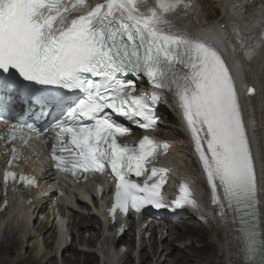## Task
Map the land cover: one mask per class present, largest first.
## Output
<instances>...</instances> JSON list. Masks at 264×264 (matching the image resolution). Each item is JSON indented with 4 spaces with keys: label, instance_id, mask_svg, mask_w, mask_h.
Segmentation results:
<instances>
[{
    "label": "snow or ice",
    "instance_id": "snow-or-ice-1",
    "mask_svg": "<svg viewBox=\"0 0 264 264\" xmlns=\"http://www.w3.org/2000/svg\"><path fill=\"white\" fill-rule=\"evenodd\" d=\"M146 7V0H0V108L10 102L7 94L21 78L33 88L67 90L60 97L33 99L41 108L55 105L57 111L55 167L73 176L110 168L116 180L110 211L127 215L146 206L168 207L161 193L166 169L154 165L158 145L149 136L139 142V150L119 142L130 128L114 116L140 129L154 128L153 106L164 92L174 93L211 204L226 227L228 213L239 215L248 264L264 246V184L258 182L232 70L207 40L165 27L166 14L189 8L186 0H157ZM257 11L244 27L248 33L259 27L264 34V0ZM241 40L250 59L264 48V39L253 41L251 34ZM127 75L133 79L120 78ZM140 76L159 91L135 94ZM77 91L83 96L71 100ZM3 178L5 185L36 183L10 169ZM179 192L176 209L198 208L187 185L181 184Z\"/></svg>",
    "mask_w": 264,
    "mask_h": 264
},
{
    "label": "bare ground",
    "instance_id": "bare-ground-1",
    "mask_svg": "<svg viewBox=\"0 0 264 264\" xmlns=\"http://www.w3.org/2000/svg\"><path fill=\"white\" fill-rule=\"evenodd\" d=\"M201 7L200 10L202 12V16L208 19L215 18L214 24L225 23L226 26L231 30L229 32L228 40H234L237 45L242 43L241 37L245 40L249 34L252 35L253 41L259 42L261 39H264V34H262L259 30V27L253 33H248L247 29L244 27V22L248 20V18L252 15L254 11L257 9H249L247 11H236V16L238 19H235V16H231L228 13L227 7L225 6V0H215L214 2L207 0H199ZM213 4L221 10V15L219 17H214V15L210 12ZM222 14L227 17V19H221ZM257 15H259L257 11ZM230 17V18H229ZM229 18V19H228ZM222 21V22H221ZM188 20H180L175 24L168 23V27L172 31H180L185 32V27L187 26ZM257 25L259 21H256ZM225 26V25H223ZM220 24L218 25V28ZM221 37L219 36V39ZM243 52H245V47H243ZM243 61L245 63V76L246 82L254 89V94L249 95L250 101L247 100V97L243 94H239V101L242 108L243 119L247 129V135H251V139H254L256 136V141L251 143V152L254 158V166L256 173H261L260 166L264 165V106L260 109L261 104L260 100L262 97L264 98V48H261L258 51V54L252 57L251 59L246 55L243 57ZM245 81L239 80V92L243 91L242 85ZM252 105L254 108V118L252 120L255 121L256 129L251 127L250 116L247 111V107ZM174 113L175 110L173 109ZM173 118V117H172ZM171 119V118H170ZM159 130V129H158ZM161 131V129H160ZM178 132V131H177ZM176 132H168L167 134L162 133V138H169L171 140V149L173 151V155L175 157V161L173 163L180 164L182 163L185 169L189 167V172L192 177L196 176L197 183H199V176H202V173H194L191 169L193 167L192 161L189 156L190 153H194V146L190 141H186L181 133L175 134ZM196 155V154H195ZM197 156V155H196ZM171 157V156H170ZM32 169L34 168V164H29ZM35 174L38 172L35 170ZM179 174V171H177ZM258 182L260 184H264V179H261V176L258 175ZM260 179V181H259ZM40 183V192L49 191L48 185L53 183V180L50 177H46L43 180H39ZM206 188L203 186L201 190L204 191ZM264 198V197H262ZM48 203L47 199H37L36 202H32V206H29L26 211H23L22 207L18 208V206L13 205L10 209L12 211L11 214L9 212L4 214V220L0 219V264H88V260L86 261L84 258H78L76 254H78V250L75 251L72 247L65 245L61 250L62 253L59 252V247H57V239L55 228L49 220V213L46 212V204ZM42 217V218H41ZM93 217H82L78 216L75 220L76 225L81 228H84L87 233L82 237V241L84 244L92 247V243L94 242V237L96 236L97 230L94 227ZM177 223H168L167 225H160L157 228L163 230L165 234L161 237V251L157 250V239L153 238L151 240V244L153 247V253L156 255L157 261L151 262L152 258L148 257L147 253H141V264H187L191 262L193 259H198L202 256H193V255H185L183 252H180L179 247L176 244H173L174 239H177V242L182 241L184 239L183 234L186 232H190L191 236H187L186 239L197 238L199 236H195L196 227L194 226L195 220L188 214L178 218ZM6 222L5 227L3 228V223ZM236 222H233L234 224ZM70 224L72 222L70 221ZM233 233L237 232L238 228L231 229ZM215 231V230H213ZM128 230L123 229L119 239V245L117 249V254L120 259V264H128L134 257L129 253L131 250L132 242L129 239ZM157 232H155L156 234ZM154 234V236H155ZM171 236V239L168 240V236ZM211 236L219 237L221 239L217 240V251L223 252V249H227V253L225 258V263L228 264L229 261L235 263L241 253V249L238 251L240 244L239 243H231V235L227 234L223 237L222 232L215 231L210 233ZM167 236V238H166ZM98 236H96L97 238ZM202 237V236H201ZM200 237V238H201ZM96 241V239H95ZM56 242V243H55ZM159 243V241H158ZM234 244V248L232 245ZM220 246V248H219ZM110 243L108 239L103 240V248L102 251L106 252V256H108V261L111 263V251H110ZM56 248V249H55ZM264 250V246H262ZM157 250V252H156ZM201 250V249H196ZM58 252L60 255V263L57 262ZM146 252V251H144ZM159 252V253H158ZM218 252V256L219 255ZM88 254V253H87ZM146 254V255H145ZM93 255V254H92ZM204 256L208 255V258H204L207 261H210L211 258H218L217 262L221 261L222 264L224 260L221 259V256L212 255L209 257L208 252L203 253ZM163 259L160 262V259ZM181 261V263H180ZM236 264V263H235Z\"/></svg>",
    "mask_w": 264,
    "mask_h": 264
},
{
    "label": "rangeland",
    "instance_id": "rangeland-1",
    "mask_svg": "<svg viewBox=\"0 0 264 264\" xmlns=\"http://www.w3.org/2000/svg\"><path fill=\"white\" fill-rule=\"evenodd\" d=\"M165 130H167V131H173V130H170V129H165ZM199 227L200 228H203L202 230H203V232H201L199 229H197L196 230V236H199L200 235V237H197V238H193L194 240H197V241H199L198 242V245L197 246H192L191 244H189L187 247H182V248H179V250H180V252H183V254H185V255H188V254H191V253H194V251L196 250V249H199V248H201V250L199 251V253H204V251L205 250H208L207 249V240H208V233L204 230V227H202V226H200L199 225ZM183 236H185V234H183ZM171 239V236L169 237V240ZM192 239V240H193ZM180 241V240H179ZM191 240H188V242H190ZM174 244H177V239L175 238L174 239ZM183 248H186L187 250H183ZM189 248H191V250L189 249ZM210 249H211V251L213 252V249L210 247ZM183 250V251H182ZM180 263H181V261H180Z\"/></svg>",
    "mask_w": 264,
    "mask_h": 264
}]
</instances>
